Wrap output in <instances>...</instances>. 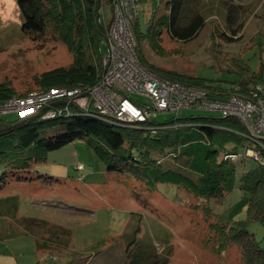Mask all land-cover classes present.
Returning a JSON list of instances; mask_svg holds the SVG:
<instances>
[{
  "label": "rangeland",
  "instance_id": "374dc122",
  "mask_svg": "<svg viewBox=\"0 0 264 264\" xmlns=\"http://www.w3.org/2000/svg\"><path fill=\"white\" fill-rule=\"evenodd\" d=\"M166 2L140 3L143 31L154 8H160L157 17L165 13ZM110 8L105 9L108 21ZM197 10L207 22L195 39L175 41L165 32L164 56L143 40L146 60L157 69L202 79L211 89L249 81L264 59V0H197ZM22 22L16 0H0V94L10 91L18 96L40 90L36 78L73 62L63 43L33 42L25 37ZM230 28L238 30L232 42L228 40ZM131 99L149 104L135 94ZM180 116L222 118L219 113L196 111ZM173 119V114H159L155 123ZM61 124L60 120H41L36 131L56 136L63 130ZM31 128L22 129L19 137L30 142ZM45 154L46 161L36 163L29 175L54 177L58 182L47 184L40 178L19 184L7 179L0 191V264H125L126 252L136 244L153 248L152 253L168 264H246L240 247L219 249V235L209 226L215 219L207 220L202 209L195 210L200 201L184 190L161 185L157 192L148 193L127 175L108 173L101 155L84 140ZM163 164L173 168L177 162L167 157ZM253 165L252 159L236 162L234 189L222 202H211L220 223L247 219L249 195L240 189V177ZM26 220L38 224L34 227ZM247 230L264 248V223L249 220ZM37 240L49 246L38 249ZM101 241L104 246L99 245ZM131 242L135 245L129 246Z\"/></svg>",
  "mask_w": 264,
  "mask_h": 264
},
{
  "label": "trees",
  "instance_id": "16d2710c",
  "mask_svg": "<svg viewBox=\"0 0 264 264\" xmlns=\"http://www.w3.org/2000/svg\"><path fill=\"white\" fill-rule=\"evenodd\" d=\"M142 1L139 0V5ZM16 2L23 19L22 31L25 37L33 42H61L73 55L69 67L58 68L36 78V85L40 89L90 88L101 82L104 74L102 58L106 51V27L100 19L99 9L102 3L112 8L114 0ZM159 9V6L153 9L145 31L142 30L139 13L135 19L136 52L142 66L163 78L207 88L220 94L236 89L247 96L256 86L264 87V59L259 71L249 81L223 90L219 87L211 89L195 76L157 69L144 57L141 41L146 40L152 51L164 56L167 54L162 45L165 32L172 40L187 43L198 36L207 22L197 10V0H167L165 13L157 17ZM231 30V37H228L230 42L237 40L238 36L237 29ZM12 96L15 95L10 91L0 94V104ZM41 120L42 114L25 120L17 117L13 121L0 119V191L7 184V179L19 184L40 178L47 184L58 182L54 177H31L29 174L36 163L46 161V152L84 140L89 148L101 155L108 173L127 175L139 182L142 190L151 194L157 192L161 185H173L192 195L200 201L194 209H202L207 220L210 217L215 219L216 223L209 226L219 235L221 251L228 245H236L241 248L246 264H264V248L247 230L249 220L264 223V162L256 163L240 177V189L249 195L246 220L222 224L211 206V202H222L235 187L238 161L232 162L226 157L238 154L247 144L245 129L238 120L178 116L164 124L153 122L157 128L154 136L145 125L140 128L111 125L101 119L81 115L74 106L71 107V116L60 120L63 130L56 136H45L36 131ZM31 126L30 142L29 138L19 137L22 129ZM167 157L177 162V165L166 168L163 159ZM16 208L18 206L15 204ZM26 222L33 223L34 227L38 224L35 220ZM36 243L38 249L49 246L39 240ZM133 244L131 242L129 246ZM99 245L104 246L105 242L101 241ZM152 250L151 247L136 244L126 252L125 264H168L166 259L155 256Z\"/></svg>",
  "mask_w": 264,
  "mask_h": 264
},
{
  "label": "built area",
  "instance_id": "2783aa9c",
  "mask_svg": "<svg viewBox=\"0 0 264 264\" xmlns=\"http://www.w3.org/2000/svg\"><path fill=\"white\" fill-rule=\"evenodd\" d=\"M102 3L99 16L105 25L106 51L102 58L101 82L90 88H51L12 96L0 104V119L16 115L25 120L42 114V120H65L74 106L81 115L101 119L125 128L147 127L152 134L159 114L180 116L182 112L219 113L222 118L238 120L245 129L246 146L226 159H252L264 162V87L256 86L245 96L235 90L214 92L207 88L185 85L158 76L142 66L137 56L134 32L139 0H114L110 20ZM148 100L138 103L131 95ZM224 97V99H221ZM151 125V126H150ZM83 170V166L78 167Z\"/></svg>",
  "mask_w": 264,
  "mask_h": 264
},
{
  "label": "crops",
  "instance_id": "0c3cea01",
  "mask_svg": "<svg viewBox=\"0 0 264 264\" xmlns=\"http://www.w3.org/2000/svg\"><path fill=\"white\" fill-rule=\"evenodd\" d=\"M253 166H254V165H253ZM253 166H252V167H253ZM250 169H251V168H250ZM248 170H249V169H248ZM248 170H246V171H248ZM246 171H244V172H246ZM22 184H24V183H22ZM15 198H16V197H15ZM1 214H3V211H0V215H1ZM36 246H37V243H36Z\"/></svg>",
  "mask_w": 264,
  "mask_h": 264
},
{
  "label": "bare ground",
  "instance_id": "6f19581e",
  "mask_svg": "<svg viewBox=\"0 0 264 264\" xmlns=\"http://www.w3.org/2000/svg\"><path fill=\"white\" fill-rule=\"evenodd\" d=\"M231 161V160H230ZM232 162H236V161H232Z\"/></svg>",
  "mask_w": 264,
  "mask_h": 264
}]
</instances>
